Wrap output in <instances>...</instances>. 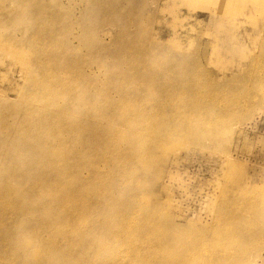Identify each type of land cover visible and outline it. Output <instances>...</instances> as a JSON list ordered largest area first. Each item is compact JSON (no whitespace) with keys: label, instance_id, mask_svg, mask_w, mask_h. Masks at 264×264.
<instances>
[{"label":"rangeland","instance_id":"rangeland-1","mask_svg":"<svg viewBox=\"0 0 264 264\" xmlns=\"http://www.w3.org/2000/svg\"><path fill=\"white\" fill-rule=\"evenodd\" d=\"M102 184L56 257L46 200ZM4 187L0 264H264V0H0Z\"/></svg>","mask_w":264,"mask_h":264},{"label":"bare ground","instance_id":"bare-ground-1","mask_svg":"<svg viewBox=\"0 0 264 264\" xmlns=\"http://www.w3.org/2000/svg\"><path fill=\"white\" fill-rule=\"evenodd\" d=\"M56 143H57L55 146L56 148L54 149L55 152L52 154V156L63 158V156H60L61 155V147L60 146L62 144L61 139L57 140ZM127 158H128V156H127ZM126 162H128V160H120V161L117 160L116 168L117 167L120 168L122 166H125ZM97 168H99L98 165H97ZM120 169H122V168H120ZM124 169H125V167H123L122 170H124ZM58 172L59 171H57L56 175H51V176H53V177H51L52 182H53L51 185L60 184V181L62 179L61 178L62 173H60V172L58 173ZM26 178H30V174L23 177V179H26ZM33 181H34V178L30 180L31 185H33ZM117 183H121V181L119 180V182H118V177H115V184H117ZM104 185L105 184H102V186H100L101 188L100 187L99 188H95V187L89 188L86 185L81 187V185H80L79 187H77L76 189H73L71 191V194H69L67 196V200H63V198L46 200L47 201L46 202L47 209L49 211H53L54 215L60 219V222L61 221L63 222V223H58L57 225H53L52 224L53 222L43 224L44 227L49 226L48 229H46L49 231V234H48L49 236L47 237V235H46L45 239H47V240L44 244L45 245L48 244V245L53 246L55 251L57 249V252L55 253L56 257L60 258L62 253H63L62 246L60 243V240H62L61 239V233L63 232V230H67V232L69 233L70 228H72L74 225L77 224V222L79 220L82 219V215H83V212L85 210L86 211L94 210V208L97 207L96 205L101 203V196H102L101 193L103 192V188H105V191H106V189L108 188V186L110 184L108 183L107 187ZM53 186L57 189H59V187H60V185H53ZM13 190L14 189L10 188V187H4V188L0 189V221H2V223L13 224V223L17 222L21 216V209L17 210L16 209L17 206H16V204H14V191ZM82 195L83 196L88 195V197H86L84 200ZM80 198H81V200H80ZM131 199L132 200L134 199V201H136L137 196L135 198L131 197ZM77 207H80V208H77ZM13 210H16V211H13ZM65 221H66V224H65ZM52 227H53V229H51ZM132 227H133V223H127V225H125V229H127V230L131 229ZM30 234H32V231ZM136 236L137 235H135L134 231L130 234V237H136ZM31 237L33 238L32 235H31ZM39 239H41V238H39ZM34 244H35V241H33V239H29L26 241V243H22V250L27 251L30 248H33V250L30 249L31 251H30V254H28L27 262L31 261L32 264H37V263H39V261L40 262L42 261V252H39L42 248H38ZM48 247H50V246H48ZM68 249L66 250L67 252H68ZM93 251H95V250L93 249L90 252V254H92ZM20 253H21L20 251H17L13 255H11L10 257H6V258L10 259L12 262H15L18 258H23L25 256L24 253H22V254H20ZM57 253H61V254L57 255ZM123 261H124V258H123Z\"/></svg>","mask_w":264,"mask_h":264}]
</instances>
